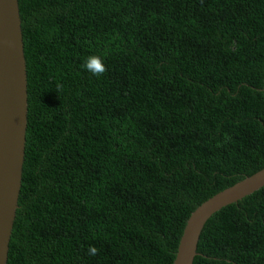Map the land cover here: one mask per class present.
<instances>
[{"label":"trees","instance_id":"16d2710c","mask_svg":"<svg viewBox=\"0 0 264 264\" xmlns=\"http://www.w3.org/2000/svg\"><path fill=\"white\" fill-rule=\"evenodd\" d=\"M18 6L27 125L6 264H172L191 212L264 167V0ZM197 252L264 264V186L214 213Z\"/></svg>","mask_w":264,"mask_h":264},{"label":"water","instance_id":"95a60500","mask_svg":"<svg viewBox=\"0 0 264 264\" xmlns=\"http://www.w3.org/2000/svg\"><path fill=\"white\" fill-rule=\"evenodd\" d=\"M18 0H0V264L7 263L18 207L27 125V79ZM264 96V79L261 88ZM264 186V167L200 203L189 215L172 264H192L207 220Z\"/></svg>","mask_w":264,"mask_h":264},{"label":"clouds","instance_id":"9594fccd","mask_svg":"<svg viewBox=\"0 0 264 264\" xmlns=\"http://www.w3.org/2000/svg\"><path fill=\"white\" fill-rule=\"evenodd\" d=\"M83 67L86 71L92 73L97 77L102 76L107 70L103 58L96 54H92L86 57ZM98 251L99 249L95 245H89V255H96Z\"/></svg>","mask_w":264,"mask_h":264}]
</instances>
